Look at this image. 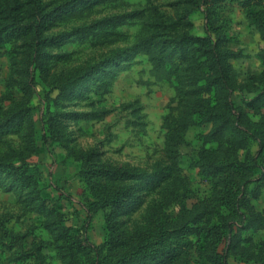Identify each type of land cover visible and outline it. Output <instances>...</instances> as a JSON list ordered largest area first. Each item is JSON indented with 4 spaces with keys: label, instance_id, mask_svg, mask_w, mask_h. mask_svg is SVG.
<instances>
[{
    "label": "rangeland",
    "instance_id": "374dc122",
    "mask_svg": "<svg viewBox=\"0 0 264 264\" xmlns=\"http://www.w3.org/2000/svg\"><path fill=\"white\" fill-rule=\"evenodd\" d=\"M247 253L264 264V0H0V264Z\"/></svg>",
    "mask_w": 264,
    "mask_h": 264
},
{
    "label": "crops",
    "instance_id": "0c3cea01",
    "mask_svg": "<svg viewBox=\"0 0 264 264\" xmlns=\"http://www.w3.org/2000/svg\"><path fill=\"white\" fill-rule=\"evenodd\" d=\"M235 254V253H234ZM242 257H236L237 261L236 264H254L255 259L252 257L249 253L247 254H242ZM258 260V259H257ZM264 261V259H262Z\"/></svg>",
    "mask_w": 264,
    "mask_h": 264
},
{
    "label": "trees",
    "instance_id": "16d2710c",
    "mask_svg": "<svg viewBox=\"0 0 264 264\" xmlns=\"http://www.w3.org/2000/svg\"><path fill=\"white\" fill-rule=\"evenodd\" d=\"M259 256H261V254H259ZM262 256H264V254H262ZM264 259V258H263Z\"/></svg>",
    "mask_w": 264,
    "mask_h": 264
}]
</instances>
